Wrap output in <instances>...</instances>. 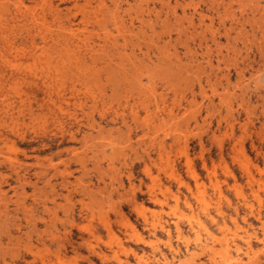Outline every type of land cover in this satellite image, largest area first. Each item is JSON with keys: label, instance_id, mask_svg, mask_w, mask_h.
Returning <instances> with one entry per match:
<instances>
[{"label": "rangeland", "instance_id": "obj_1", "mask_svg": "<svg viewBox=\"0 0 264 264\" xmlns=\"http://www.w3.org/2000/svg\"><path fill=\"white\" fill-rule=\"evenodd\" d=\"M0 264H264V0H0Z\"/></svg>", "mask_w": 264, "mask_h": 264}, {"label": "bare ground", "instance_id": "obj_2", "mask_svg": "<svg viewBox=\"0 0 264 264\" xmlns=\"http://www.w3.org/2000/svg\"><path fill=\"white\" fill-rule=\"evenodd\" d=\"M17 2V1H16ZM20 3V2H19ZM31 4V3H30ZM11 11V10H10ZM33 14V13H32ZM21 15V14H20ZM36 17V15H35ZM2 20V19H1ZM19 21V20H18ZM66 41V40H65ZM18 46V45H17ZM2 47V46H1ZM18 53V52H17ZM47 57V56H46ZM21 58V57H20ZM177 223V222H176ZM161 225V224H160ZM202 228V227H201ZM195 231V230H194ZM166 232V231H165ZM234 234V233H233ZM246 237V236H245ZM185 240V239H184ZM200 242V241H199ZM171 247V246H170ZM228 248V247H227ZM229 250V249H228ZM239 258V257H238ZM156 259V258H155ZM246 259V258H245ZM252 259V258H251ZM166 260V259H165ZM236 260V259H235ZM258 262V261H257ZM226 263V262H225ZM246 263V262H245Z\"/></svg>", "mask_w": 264, "mask_h": 264}]
</instances>
